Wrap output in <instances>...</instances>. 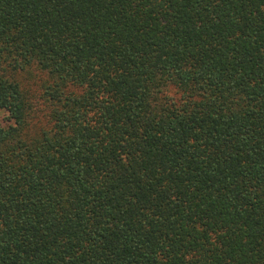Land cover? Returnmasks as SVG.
I'll return each instance as SVG.
<instances>
[{"label":"trees","instance_id":"obj_1","mask_svg":"<svg viewBox=\"0 0 264 264\" xmlns=\"http://www.w3.org/2000/svg\"><path fill=\"white\" fill-rule=\"evenodd\" d=\"M0 264H264V0H0Z\"/></svg>","mask_w":264,"mask_h":264},{"label":"rangeland","instance_id":"obj_2","mask_svg":"<svg viewBox=\"0 0 264 264\" xmlns=\"http://www.w3.org/2000/svg\"><path fill=\"white\" fill-rule=\"evenodd\" d=\"M4 114L0 113V122H2V118H3Z\"/></svg>","mask_w":264,"mask_h":264}]
</instances>
